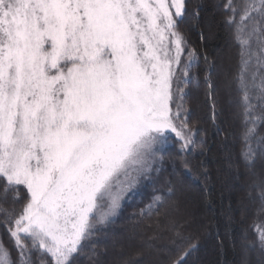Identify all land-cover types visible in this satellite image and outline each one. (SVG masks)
<instances>
[{
	"label": "snow or ice",
	"instance_id": "6c2138e0",
	"mask_svg": "<svg viewBox=\"0 0 264 264\" xmlns=\"http://www.w3.org/2000/svg\"><path fill=\"white\" fill-rule=\"evenodd\" d=\"M225 5L241 58L229 87L250 162L264 155V139L254 140L264 119V0ZM185 15L186 0H0V198L12 196L10 208L0 203V226L17 251L13 259L0 241V264H35L34 254L74 264L168 133L182 149L192 144ZM20 186L28 196L17 211ZM177 237L170 264H187L196 244ZM258 240L264 248V231Z\"/></svg>",
	"mask_w": 264,
	"mask_h": 264
},
{
	"label": "trees",
	"instance_id": "16d2710c",
	"mask_svg": "<svg viewBox=\"0 0 264 264\" xmlns=\"http://www.w3.org/2000/svg\"><path fill=\"white\" fill-rule=\"evenodd\" d=\"M227 11L225 0H186L178 28L185 56L194 54L195 67L183 93L185 115L195 133L192 144L182 149L169 135L170 144L160 156L163 170L149 172L144 184L146 175L141 177L137 196L115 218L95 225V234L86 241L90 247L73 256L74 264H170L177 232L196 244L187 264H264L258 240L264 231V155L250 162L242 155L240 98L235 86L229 87L240 70V45ZM255 111L261 113L259 107ZM255 139H264V119L256 122ZM27 196L20 186L17 211ZM3 206H12L11 194ZM0 241L16 259L3 226ZM32 259L48 264L49 258L34 254Z\"/></svg>",
	"mask_w": 264,
	"mask_h": 264
},
{
	"label": "rangeland",
	"instance_id": "374dc122",
	"mask_svg": "<svg viewBox=\"0 0 264 264\" xmlns=\"http://www.w3.org/2000/svg\"><path fill=\"white\" fill-rule=\"evenodd\" d=\"M187 57H188V56H185V55H184L183 60L186 61V60H187ZM193 61H194V57H193ZM183 93H184V89H183ZM231 104L233 105V102H231ZM184 114H185V113H184ZM168 135H171V136H173L175 139L179 140L178 138L175 137V135H174L173 133H168ZM193 138H194V135H193V137H192V140H193ZM179 141H180V140H179ZM180 142H181V141H180ZM181 143H182V142H181ZM169 144H170V140H169V141L167 142V144L164 146V150H163L162 152L166 151V149L168 148ZM190 145H191V144H190ZM190 145L188 146V148L190 147ZM188 148H185V149H188ZM162 152H159V153L157 154V156H156V158H155V161H154V162L152 163V165H151V170L145 172L143 175H141V176H139V177L136 178V182H135V184L133 185V187H131L127 192L124 193L122 199L120 200V206H119V208H117V209L115 210V214L109 216L108 218H115L116 213L118 212V210H119L124 204L128 203L132 198H135V197L137 196L136 193L138 192L139 180H143L141 177H144V176L146 175L145 178H144V180L141 182V184H144V182H145V180H146V177H147V175H148L149 172L156 170V173H159V172H161V171L163 170V169H162L163 166L161 165V161H160V156H161V153H162ZM121 180H123V177H121ZM182 187H183V186H182ZM142 199H143V198L140 197L139 201H138L136 204H137V205H141V201H142ZM112 243H114V242H112Z\"/></svg>",
	"mask_w": 264,
	"mask_h": 264
}]
</instances>
